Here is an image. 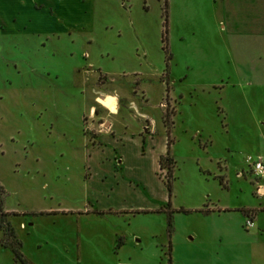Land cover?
Returning a JSON list of instances; mask_svg holds the SVG:
<instances>
[{"label": "rangeland", "instance_id": "rangeland-1", "mask_svg": "<svg viewBox=\"0 0 264 264\" xmlns=\"http://www.w3.org/2000/svg\"><path fill=\"white\" fill-rule=\"evenodd\" d=\"M20 11L0 34V185L23 256L264 264V180L250 170L264 159V40H240L242 26L229 31L211 0ZM105 96H116L113 116ZM164 128L168 178L155 161ZM105 207L123 211L94 213ZM0 264H13L9 251Z\"/></svg>", "mask_w": 264, "mask_h": 264}, {"label": "crops", "instance_id": "crops-1", "mask_svg": "<svg viewBox=\"0 0 264 264\" xmlns=\"http://www.w3.org/2000/svg\"><path fill=\"white\" fill-rule=\"evenodd\" d=\"M66 1V3H70V0H0V34L6 33L4 28L2 27V24L9 21L10 23L14 24L17 20V17L20 15L21 11L20 8H31L32 6L37 7V4H49V6L54 7L57 6L60 2ZM212 3L215 5V3H220L222 7V16L223 20H225V23L227 24L228 30L233 32V29H235L236 24L242 26L240 29V40L245 41V43L248 44V46H257L259 47L262 40H264V0H211ZM4 5V6H2ZM45 17L48 16V14L44 15ZM28 18V22L31 21V18ZM102 94L106 95V92H101ZM105 97H111L115 99V112L109 110L110 115L116 114L117 109V99L116 96H105ZM98 100V99H97ZM93 115V114H92ZM173 124V120H171V126ZM166 132V143L167 139L170 140V145L172 143V139L170 138V129L164 128ZM97 132H101L100 130H96ZM104 133V132H102ZM106 134H101L99 137L102 142V136ZM140 136H142V142L144 143L146 138L153 139L150 136L140 133ZM112 141L116 144H119V142L122 141V137L125 136L122 135L120 137L119 135L115 134V131L113 129V134L111 135ZM165 143V144H166ZM167 145V144H166ZM167 146L165 147V151L163 153L157 154L155 156L156 165L159 166V157L164 155L166 153ZM260 187H264L263 184L259 185ZM97 211H94L96 214H113L117 215L120 214L123 210L113 209L112 207H105V208H98ZM5 211V210H4ZM9 214H11L9 211H5ZM10 216V215H9ZM9 218V217H8ZM22 226V224H21ZM14 229V228H13ZM15 232V230H14ZM16 234V233H15ZM0 237H1V231H0ZM116 239V247H120L124 241L123 237L119 236ZM0 249L7 250L11 253V251L8 248H4L0 245ZM12 255V262H13V254Z\"/></svg>", "mask_w": 264, "mask_h": 264}, {"label": "trees", "instance_id": "trees-1", "mask_svg": "<svg viewBox=\"0 0 264 264\" xmlns=\"http://www.w3.org/2000/svg\"><path fill=\"white\" fill-rule=\"evenodd\" d=\"M167 150L166 153L159 157V169H166L165 177L171 176L172 171V159L168 154L170 147V140L167 139ZM169 179H166V186L169 189ZM3 188L0 185V245L4 248H8L13 254V264H32L28 259H26L21 253V242L17 238L13 227L8 221L9 213L4 211L3 208ZM171 213V211H169ZM168 222H170V215H168Z\"/></svg>", "mask_w": 264, "mask_h": 264}, {"label": "built area", "instance_id": "built-area-1", "mask_svg": "<svg viewBox=\"0 0 264 264\" xmlns=\"http://www.w3.org/2000/svg\"><path fill=\"white\" fill-rule=\"evenodd\" d=\"M250 170L252 172V175L256 177L259 180H264V159L258 158L255 161L250 162ZM259 192L262 191V194H264V187H258ZM254 226L253 217L251 215H248L246 217V220L244 222V227L246 229H250Z\"/></svg>", "mask_w": 264, "mask_h": 264}, {"label": "bare ground", "instance_id": "bare-ground-1", "mask_svg": "<svg viewBox=\"0 0 264 264\" xmlns=\"http://www.w3.org/2000/svg\"><path fill=\"white\" fill-rule=\"evenodd\" d=\"M103 106L105 105L106 108L113 107L115 105V99L113 98H108L106 101L100 100Z\"/></svg>", "mask_w": 264, "mask_h": 264}]
</instances>
